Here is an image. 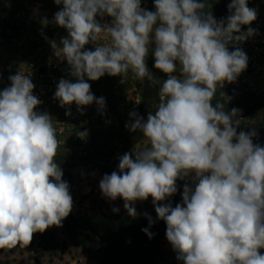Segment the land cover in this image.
Here are the masks:
<instances>
[{
  "label": "clouds",
  "instance_id": "9594fccd",
  "mask_svg": "<svg viewBox=\"0 0 264 264\" xmlns=\"http://www.w3.org/2000/svg\"><path fill=\"white\" fill-rule=\"evenodd\" d=\"M54 2L63 6L54 23L67 37L62 47L55 42L52 47L75 77L58 82L54 98L60 107L75 104L82 113L95 102L103 109L104 97H95L87 80L106 74L122 77L131 71L137 79L159 83L156 110L146 120L133 112L126 125L145 143L119 158V172L103 176L102 194L123 199L133 218L135 202L151 197L183 264H264L259 251L264 248V146L253 142L254 130L237 131V109L212 103L217 88L247 68L246 53L238 47L230 51L229 45L254 33L251 27L242 31L257 18L248 0H231L230 14L219 21L199 0H154V11L141 0ZM98 16L111 17V23L101 24ZM101 33L108 42L96 44ZM90 43L94 50L85 49ZM150 53L154 68L167 77L162 83L148 69ZM9 80L0 91V248L11 249L29 245L37 232L61 227L73 200L56 162L53 119L35 111L41 104L35 85L21 71ZM189 177L194 187L185 183L182 203H161L177 192L178 180Z\"/></svg>",
  "mask_w": 264,
  "mask_h": 264
},
{
  "label": "rangeland",
  "instance_id": "374dc122",
  "mask_svg": "<svg viewBox=\"0 0 264 264\" xmlns=\"http://www.w3.org/2000/svg\"><path fill=\"white\" fill-rule=\"evenodd\" d=\"M43 2V11L35 12L29 11L33 3L28 0H0V91L10 86V76L29 72L32 63L44 69L46 59L56 55L52 42L62 47L60 41L67 37V30L54 23L55 13L63 6L54 0ZM148 10H155L154 1H150ZM210 14L215 19L227 15L228 7ZM147 66L161 82L164 74L154 68L151 53ZM56 76L51 84V78L43 74L41 87L35 85L33 94L41 101L35 111L47 112L56 130H62L56 162L63 172L62 179L69 185L72 211L61 227L52 226L33 234L29 245L0 248V264H183L167 240L166 223L157 217L151 197L135 202L137 216L133 218L125 210L123 199L113 201L99 187L105 174L119 172L121 156L145 143L139 131H130L126 125L134 119L131 113L146 120L148 113L156 110L159 103L155 84L146 78L137 79L131 71L122 77L106 74L96 81L85 77L95 97H104L105 107L100 109L93 102L84 106L81 113L75 104L62 108L54 98L60 79L75 82L66 60L62 73ZM217 102L224 104L225 111L237 109L233 116L234 121L240 122L237 131L254 130L253 142L264 146V99L230 101L215 96L212 103ZM124 103L126 107H120ZM67 110L71 111L70 116L65 114ZM77 132L87 135L80 137ZM191 179L178 180L177 192L161 203L172 207L182 203L185 183L194 187ZM145 228L151 237L143 231ZM259 251L264 254V248Z\"/></svg>",
  "mask_w": 264,
  "mask_h": 264
},
{
  "label": "built area",
  "instance_id": "2783aa9c",
  "mask_svg": "<svg viewBox=\"0 0 264 264\" xmlns=\"http://www.w3.org/2000/svg\"><path fill=\"white\" fill-rule=\"evenodd\" d=\"M33 3V6H29V11L42 12L44 9V0H28ZM150 1L154 0H141V6L148 10ZM201 3H205V12H215V10L227 7L231 0H199ZM248 7L253 8L257 12V18L250 25L242 26V31L246 32L248 27L254 30L252 36L246 38L244 42H237L234 46L229 45V50H234L235 47L242 49L247 57V68L244 70L237 79L232 83H225L223 88H217V97H223L230 101H246V100H261L264 99V0H248ZM230 14V13H229ZM229 14L216 18L219 21L222 18H226ZM97 20L101 24H110L112 18L108 16L97 17ZM108 41L104 38V33H101L100 39L96 44H104ZM94 44H88L85 46L87 50H94ZM65 60L62 57L55 55L53 58L48 57L41 69L40 67H34L32 63L29 67V72L26 74L32 80L34 85L41 87V81L43 74H47L51 79L50 83L54 84L57 80L56 74L62 73ZM43 70V71H42ZM55 76H53V74ZM179 76V72L175 73ZM133 78V77H132ZM167 77H162L166 79ZM161 80V83H162ZM159 83L155 84L156 101L159 103L158 97ZM225 96L221 95V92ZM42 92H39L41 94ZM37 95L36 93H34ZM38 97V96H37ZM62 130H57V137L61 135Z\"/></svg>",
  "mask_w": 264,
  "mask_h": 264
},
{
  "label": "crops",
  "instance_id": "0c3cea01",
  "mask_svg": "<svg viewBox=\"0 0 264 264\" xmlns=\"http://www.w3.org/2000/svg\"><path fill=\"white\" fill-rule=\"evenodd\" d=\"M122 105H124V106H122ZM125 105H126V103H124V104H121V105H120V107H126Z\"/></svg>",
  "mask_w": 264,
  "mask_h": 264
}]
</instances>
